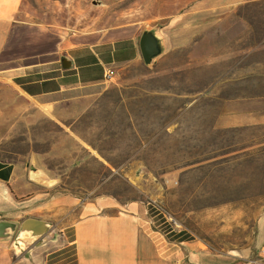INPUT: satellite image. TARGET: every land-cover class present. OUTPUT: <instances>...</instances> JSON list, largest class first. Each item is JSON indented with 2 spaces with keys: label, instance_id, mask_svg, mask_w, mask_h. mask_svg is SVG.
<instances>
[{
  "label": "rangeland",
  "instance_id": "1",
  "mask_svg": "<svg viewBox=\"0 0 264 264\" xmlns=\"http://www.w3.org/2000/svg\"><path fill=\"white\" fill-rule=\"evenodd\" d=\"M20 14L54 39L92 41L111 29L138 39L151 28L163 43L151 63L120 65L98 93L61 107L62 121L38 116L36 147L66 158L59 188L147 202L161 211L155 223L164 212L212 251L259 257L264 0H23ZM221 97L245 113L215 128Z\"/></svg>",
  "mask_w": 264,
  "mask_h": 264
},
{
  "label": "crops",
  "instance_id": "2",
  "mask_svg": "<svg viewBox=\"0 0 264 264\" xmlns=\"http://www.w3.org/2000/svg\"><path fill=\"white\" fill-rule=\"evenodd\" d=\"M22 3L0 0V220L46 219L55 236L20 253L0 239V264H241L240 254L212 251L182 228H164L163 215L155 223L160 212L152 213L147 202L80 196L59 188L69 175L61 163L66 158L38 149L39 137L31 129L42 116L62 121L61 107L98 93L108 69L140 57L138 39L132 33L116 35L111 28L92 41L54 39L42 23L22 18ZM62 56L70 59L68 67ZM235 102L221 97L215 128H224L228 116L236 123L245 113ZM263 245L264 219L258 225V254Z\"/></svg>",
  "mask_w": 264,
  "mask_h": 264
},
{
  "label": "water",
  "instance_id": "3",
  "mask_svg": "<svg viewBox=\"0 0 264 264\" xmlns=\"http://www.w3.org/2000/svg\"><path fill=\"white\" fill-rule=\"evenodd\" d=\"M138 48L143 62L149 64L162 52V39L154 29L144 28L138 38ZM61 62L64 67L71 64L67 56H62ZM32 155L34 158V152ZM54 236L55 230L52 227V222L46 219L27 216L19 222L7 219L0 220V239L9 240L15 253L26 251Z\"/></svg>",
  "mask_w": 264,
  "mask_h": 264
},
{
  "label": "built area",
  "instance_id": "4",
  "mask_svg": "<svg viewBox=\"0 0 264 264\" xmlns=\"http://www.w3.org/2000/svg\"><path fill=\"white\" fill-rule=\"evenodd\" d=\"M111 73H112V70L108 69L105 73V76L106 77H110L111 76ZM157 208V207H155ZM159 211V209H158ZM161 212V211H159ZM162 215L165 217V220L171 225L172 229H177V230H180L181 227H180V224L176 221L175 218H173L172 216L170 215H167L165 214L164 212H162ZM259 258H261V261L258 260V258H246V257H243L241 258V260L239 261V263H248V264H264V262H262V260L264 261V245L263 247L261 248V255L259 256Z\"/></svg>",
  "mask_w": 264,
  "mask_h": 264
}]
</instances>
